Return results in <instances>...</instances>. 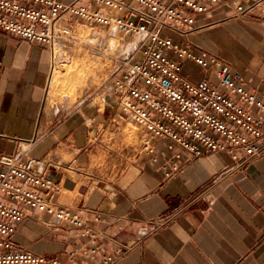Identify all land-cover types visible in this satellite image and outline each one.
Wrapping results in <instances>:
<instances>
[{"label": "crops", "instance_id": "1", "mask_svg": "<svg viewBox=\"0 0 264 264\" xmlns=\"http://www.w3.org/2000/svg\"><path fill=\"white\" fill-rule=\"evenodd\" d=\"M212 13L198 17L196 32L182 37L170 29L164 35L219 56L264 98V17L256 12L232 19L233 11L224 7ZM50 70L47 48L0 32V155L27 149L53 162L69 157L51 173L60 189L55 204L78 213L86 225L52 221L50 227L48 214L33 212L18 225V246L60 264H100L106 256L113 264H264V158L244 172L220 176L232 164L228 152L184 165L157 139H151L154 153L142 143L131 155L109 158L108 149L95 145L83 112L57 126V115L43 123ZM181 74L192 83L217 82L214 71L191 59L182 63ZM165 213L176 218L153 230L150 222ZM85 230L101 247L96 255L90 256L95 244Z\"/></svg>", "mask_w": 264, "mask_h": 264}, {"label": "built area", "instance_id": "2", "mask_svg": "<svg viewBox=\"0 0 264 264\" xmlns=\"http://www.w3.org/2000/svg\"><path fill=\"white\" fill-rule=\"evenodd\" d=\"M215 7L232 10V19L253 18L256 12L264 17V0H0V32L43 45L50 51L51 68L57 46H66L78 24L116 31L126 46L136 38L108 83L122 113L147 134L144 149L154 153L151 139L162 140L184 165L228 152L232 164L220 174L225 176L264 158V98L219 56L193 51L164 35L170 29L182 37L198 31V17H212ZM186 59L214 71L217 82L185 79L181 67ZM60 165L27 149L0 155V264H60L17 245L18 225L33 212L48 214L50 227H55L52 221L85 227L78 213L55 204L60 189L51 173ZM175 218L165 213L150 224L157 231ZM84 234L95 244L90 256L99 253L95 236L89 230ZM99 262L115 259L106 256Z\"/></svg>", "mask_w": 264, "mask_h": 264}, {"label": "rangeland", "instance_id": "3", "mask_svg": "<svg viewBox=\"0 0 264 264\" xmlns=\"http://www.w3.org/2000/svg\"><path fill=\"white\" fill-rule=\"evenodd\" d=\"M72 32L66 46L56 48L55 53L60 49L62 57L54 61L50 70L41 120L44 123L57 115L53 124L57 126L65 118L83 112L84 124L91 129L95 145L108 149L109 158L120 153L131 155L142 146L145 132L122 113L108 83L121 64L127 41L116 31L88 23L76 25ZM94 32H99V36L91 42L88 38ZM113 40L115 48L111 47ZM88 111L93 114L88 115ZM63 158L61 162H68L69 157Z\"/></svg>", "mask_w": 264, "mask_h": 264}, {"label": "bare ground", "instance_id": "4", "mask_svg": "<svg viewBox=\"0 0 264 264\" xmlns=\"http://www.w3.org/2000/svg\"><path fill=\"white\" fill-rule=\"evenodd\" d=\"M99 36V32L97 33V32H94L93 33V35H90V37L88 38L91 42H94V41H96V37H98ZM86 37V36H85ZM111 42V41H110ZM137 43V39L136 38H133L132 39V41H131V43L128 45V47H127V49L125 48V51H123V52H126L128 49H130V48H133V46H135L134 44H136ZM114 44H116V42L113 40L112 42H111V47H113L114 46V48L116 47ZM113 49V48H112ZM55 55H56V60H60L61 59V57H62V51H60V49H59V51H57L56 53H55ZM54 67V66H53ZM101 118V117H100Z\"/></svg>", "mask_w": 264, "mask_h": 264}]
</instances>
